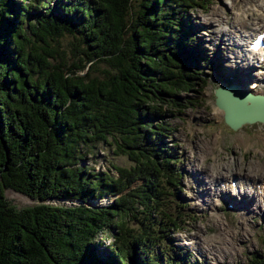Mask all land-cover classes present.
<instances>
[{
	"label": "trees",
	"instance_id": "obj_1",
	"mask_svg": "<svg viewBox=\"0 0 264 264\" xmlns=\"http://www.w3.org/2000/svg\"><path fill=\"white\" fill-rule=\"evenodd\" d=\"M209 1L0 0V264H199L170 240L182 171L164 115L194 101L177 93L208 58L187 12ZM97 143L129 164L90 165Z\"/></svg>",
	"mask_w": 264,
	"mask_h": 264
},
{
	"label": "rangeland",
	"instance_id": "obj_2",
	"mask_svg": "<svg viewBox=\"0 0 264 264\" xmlns=\"http://www.w3.org/2000/svg\"><path fill=\"white\" fill-rule=\"evenodd\" d=\"M187 13L195 22L194 37L199 38L208 59L194 64L203 71L202 79H195L192 89L177 93L180 98L194 101L180 111L166 110L164 115L173 126L172 150L180 158L176 165L182 171L180 191L167 195L170 212L180 213L183 218L181 228L170 235V240L199 264H245L250 253L261 251L264 245V193L252 201L249 193L235 194L233 184L226 189L219 185L221 180L231 179L241 186L238 177L246 176L256 179L257 186L264 181V122L231 129L222 119V110L214 104L212 91L226 81L223 76L234 66L235 75H247L240 77L241 89L264 94V61L250 59L245 49V33L264 20V0H210L205 7H195ZM70 39L69 34H63L59 46L67 49ZM239 56L242 60H237ZM209 57L220 66H210ZM102 67L105 64L98 63L97 70L91 73L99 74ZM92 153L88 163L95 168L113 170L110 164L126 166L130 162L124 154H113L104 143H97ZM4 195L16 206L38 202L11 188H5ZM109 200L100 198L97 202ZM109 240V236H101L103 244ZM98 248L102 250L103 245Z\"/></svg>",
	"mask_w": 264,
	"mask_h": 264
},
{
	"label": "water",
	"instance_id": "obj_3",
	"mask_svg": "<svg viewBox=\"0 0 264 264\" xmlns=\"http://www.w3.org/2000/svg\"><path fill=\"white\" fill-rule=\"evenodd\" d=\"M214 104L222 110V119L230 128L254 121L264 122V94L241 89L235 83L213 88Z\"/></svg>",
	"mask_w": 264,
	"mask_h": 264
},
{
	"label": "bare ground",
	"instance_id": "obj_4",
	"mask_svg": "<svg viewBox=\"0 0 264 264\" xmlns=\"http://www.w3.org/2000/svg\"><path fill=\"white\" fill-rule=\"evenodd\" d=\"M257 29H259L260 31L261 30H264V20H261V21H259L258 22V25L252 30V32H246L245 34H246V36L248 37V36H250V34L251 33H254ZM242 39H243V37H242ZM247 50L249 51V53L250 54H252L253 53V51L252 50H250V49H248L247 48ZM245 72H243V73H240V76L241 75H243V76H241V77H246L247 75H245L244 74ZM239 78V77H238ZM255 78V77H254ZM241 80H239V81H237V82H233V83H235V84H238V85H240L241 86ZM242 178V177H241ZM253 182H256L254 179H253ZM255 185V184H254ZM227 186V185H226ZM252 187V186H251ZM260 189H262V186H261V184L258 186ZM216 188V187H215ZM219 190H220V188H219ZM233 190V189H232ZM246 193H249L252 197H253V199H252V201H255L254 200V198H255V196L258 194L259 195V192H258V190L257 189H255V188H253L252 187V189L251 190H248V191H246ZM236 194V193H235ZM251 198V197H250ZM231 199V198H230ZM249 203H251V201H248ZM231 208V207H230ZM246 210V209H245Z\"/></svg>",
	"mask_w": 264,
	"mask_h": 264
}]
</instances>
